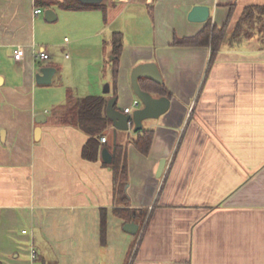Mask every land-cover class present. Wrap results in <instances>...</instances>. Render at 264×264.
Here are the masks:
<instances>
[{
	"label": "crops",
	"instance_id": "crops-1",
	"mask_svg": "<svg viewBox=\"0 0 264 264\" xmlns=\"http://www.w3.org/2000/svg\"><path fill=\"white\" fill-rule=\"evenodd\" d=\"M68 1L0 0V264H264V39L231 43L244 8L264 0H78L100 5L82 9ZM196 5L209 6L206 21L189 18ZM208 21L225 26L216 51L173 43ZM41 50L48 59L36 57ZM143 62L158 65L171 105L143 122L155 130L148 154L127 146L126 208L146 209L139 223L116 213L125 206L102 152L83 158L89 135L53 111L69 90L135 110L131 73ZM45 66L52 80L38 83ZM105 136L112 144V122Z\"/></svg>",
	"mask_w": 264,
	"mask_h": 264
},
{
	"label": "trees",
	"instance_id": "trees-1",
	"mask_svg": "<svg viewBox=\"0 0 264 264\" xmlns=\"http://www.w3.org/2000/svg\"><path fill=\"white\" fill-rule=\"evenodd\" d=\"M38 2V0H37ZM49 6L50 4H46ZM66 8L82 9L97 7L99 4H84L78 0H72L63 4ZM258 35L264 39V4L247 5L231 37V43H241L244 39ZM225 37V26L219 27L208 21L205 26L195 35L175 37L174 44L179 46H211L213 51L220 48ZM114 75L116 77L119 68V58L122 49V41L119 33L114 35ZM140 84L144 90L159 95L171 96V92L165 84L157 83L148 78H141ZM108 98L102 95L77 96L72 90L68 91L66 102L55 107L54 121L65 125H74L89 135L82 149V156L87 160L99 159L101 152L106 146L112 153V161L108 162L114 174L115 197L125 207L116 209L118 215L127 220H135L142 223L146 217V209L129 208L127 185L129 183V164L127 146L133 143L142 153L148 154L153 142L154 129L141 128L134 132L128 141L123 142L116 137V142L102 143L100 138L107 135L111 126V119L106 113ZM108 139V138H107ZM111 145V147H110ZM101 235L103 240L106 236V211L103 209L101 222Z\"/></svg>",
	"mask_w": 264,
	"mask_h": 264
},
{
	"label": "water",
	"instance_id": "water-1",
	"mask_svg": "<svg viewBox=\"0 0 264 264\" xmlns=\"http://www.w3.org/2000/svg\"><path fill=\"white\" fill-rule=\"evenodd\" d=\"M84 3H99L102 0H81ZM210 15V8L207 5H196L193 7L189 14L191 20L206 21ZM45 17L47 20L52 21L56 19L57 14L53 8H47L45 10ZM55 72V68L51 66L42 67L40 72L36 75L38 83H50L52 76ZM141 78H148L157 83H162L163 78L158 65L155 62H143L136 65L131 73V83L135 94L141 100L142 106L137 107L131 113H126L124 110L116 108V97L109 99L106 113L111 119L114 127V142H116L118 130H129L131 127L129 121L133 122V131H137L143 128V122L147 118H158L164 114L171 105V99L167 95L155 96L150 91L144 90L140 84ZM109 84L106 83L104 91L109 92ZM41 117H45L44 114H39L37 120L42 121ZM40 128H37L39 133ZM102 158L106 162L112 161V153L104 147L102 150ZM166 160L163 159L159 165L157 175L160 176L163 173ZM139 225L135 222H127L124 225L125 230L136 233Z\"/></svg>",
	"mask_w": 264,
	"mask_h": 264
},
{
	"label": "built area",
	"instance_id": "built-area-1",
	"mask_svg": "<svg viewBox=\"0 0 264 264\" xmlns=\"http://www.w3.org/2000/svg\"><path fill=\"white\" fill-rule=\"evenodd\" d=\"M40 12H42V9H40V8H37L36 10H35V14L36 13H40ZM24 54V48H22V47H18V49H17V51H16V54H15V57L17 58V59H20L21 58V56ZM36 57L37 58H40V59H48L49 58V54L45 51V50H41V51H39L37 54H36ZM141 105V101H140V99H134L133 100V102H132V106H135V107H139ZM124 111L126 112V113H131L133 110H132V107H130V106H127V107H125L124 108ZM129 125H130V127H132L133 126V122L130 120L129 121ZM107 140V137L106 136H102L101 137V141H103V142H105ZM23 232H26V230H23ZM32 253H31V255H32V258H36V250L35 249H32V251H31Z\"/></svg>",
	"mask_w": 264,
	"mask_h": 264
},
{
	"label": "rangeland",
	"instance_id": "rangeland-1",
	"mask_svg": "<svg viewBox=\"0 0 264 264\" xmlns=\"http://www.w3.org/2000/svg\"><path fill=\"white\" fill-rule=\"evenodd\" d=\"M106 84V83H105Z\"/></svg>",
	"mask_w": 264,
	"mask_h": 264
}]
</instances>
